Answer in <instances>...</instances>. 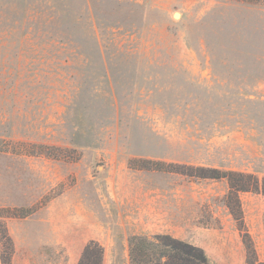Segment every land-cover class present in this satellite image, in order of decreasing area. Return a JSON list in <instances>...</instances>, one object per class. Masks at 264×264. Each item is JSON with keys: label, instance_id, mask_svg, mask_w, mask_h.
I'll return each mask as SVG.
<instances>
[{"label": "rangeland", "instance_id": "374dc122", "mask_svg": "<svg viewBox=\"0 0 264 264\" xmlns=\"http://www.w3.org/2000/svg\"><path fill=\"white\" fill-rule=\"evenodd\" d=\"M134 159L264 177V6L0 0V222L10 264H68L93 235L103 261L129 264L118 189L151 192L207 226L189 241L210 264H264L263 195H239L249 255L224 180L138 170Z\"/></svg>", "mask_w": 264, "mask_h": 264}, {"label": "trees", "instance_id": "16d2710c", "mask_svg": "<svg viewBox=\"0 0 264 264\" xmlns=\"http://www.w3.org/2000/svg\"><path fill=\"white\" fill-rule=\"evenodd\" d=\"M238 3L264 6V0H231ZM129 165L138 170L155 171L184 175L197 180H224L227 194L224 205L236 221L242 233L243 243L249 255L253 253L249 236L245 231L239 195L255 193L264 196V177L254 174L225 171L211 167L173 164L152 159L130 160ZM29 210H24L22 217ZM16 216V215H14ZM0 259L2 264H10L13 242L5 225L0 222ZM129 264H210L204 250L187 242L177 240L169 235L147 237L133 235L127 240ZM104 250L97 241H89L83 248L77 264H102ZM250 264L254 261L249 260Z\"/></svg>", "mask_w": 264, "mask_h": 264}, {"label": "crops", "instance_id": "0c3cea01", "mask_svg": "<svg viewBox=\"0 0 264 264\" xmlns=\"http://www.w3.org/2000/svg\"><path fill=\"white\" fill-rule=\"evenodd\" d=\"M150 193L147 192L141 196L135 194L130 197L128 192L118 189L111 194L112 200L119 207L116 212L117 220L119 218L121 222H124L125 240L133 235L148 237L169 235L177 240L195 245L189 241L196 240L191 238V233H205L206 235L210 233L207 226L191 223L190 217L186 214L183 215L181 209L176 210L175 206L170 208L165 204L163 198ZM121 207H124L125 210H121ZM211 236L212 234L209 237ZM87 240H99V238L93 235ZM78 259V257L71 258L68 264H77ZM103 264H107V262L103 261Z\"/></svg>", "mask_w": 264, "mask_h": 264}]
</instances>
